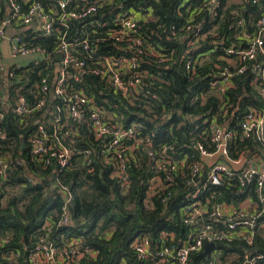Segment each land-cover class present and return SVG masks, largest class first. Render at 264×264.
<instances>
[{"label":"trees","instance_id":"obj_1","mask_svg":"<svg viewBox=\"0 0 264 264\" xmlns=\"http://www.w3.org/2000/svg\"><path fill=\"white\" fill-rule=\"evenodd\" d=\"M37 1H42L46 10L50 11L51 0H18L24 11ZM219 1L221 7L215 17L211 16L208 7L200 9L203 0H117L112 5H105L96 18L106 23L99 31L105 34L111 27L109 21L113 14L109 9L112 7L135 10L147 7L153 19L142 21V30L149 33L151 42L159 51L170 53L174 49L177 59L166 66L156 63L151 57H141L139 68L148 70L144 77L148 85L145 84V90L137 96L135 104H131L121 93L105 88L94 74H87L80 81L73 80L70 91L75 93L84 89L95 97L97 104L104 106L109 113H116L124 126L141 123L143 134L140 135H149L155 150L164 144H172L175 148L171 153L176 158L187 157L188 166L199 160L197 143H208L205 137L207 134L202 133L208 126L204 120L207 116L218 117L221 122V98H229L234 107H229L226 126L237 131L231 146L232 154L238 157L241 154L259 152L264 147V141L256 137L244 138L237 124L240 112L250 106H261V102L253 94L248 96L250 92L253 93L246 80V76L251 74L250 70L234 76L232 85L220 97L216 91L210 90L209 84L213 79L210 74L217 70L215 63L221 51L198 64L195 73L186 66L184 55L188 38L184 40L181 35L187 36L190 33L185 25L196 12L199 14L198 18L204 21V30L223 36L226 45L241 41L242 35L258 33V21L264 13V0H258L257 4L252 0L244 1L243 4L235 0ZM4 9L5 4L0 0V19L4 18ZM55 9L59 10L58 7ZM235 10L239 13H234ZM89 18H94V15ZM239 19L244 22L242 27L237 25ZM69 22L71 30L68 38H71L81 30L83 20L73 19ZM213 38L215 37L211 36L207 40H200L198 51H207L212 46L209 40ZM59 39L60 33L56 31L50 36H39L37 44L55 54ZM98 54L118 56L131 53L106 41L100 43ZM219 62L222 65L226 63L225 60ZM47 73L48 70L37 67L21 74L20 81L9 86V95L14 98L23 95L34 100L32 83L39 81ZM49 81L51 84L54 82L52 73ZM201 93H206L207 99H196ZM114 105L118 107L115 108ZM187 113L193 114L197 120L186 118ZM41 116L42 112L20 116L10 108L5 111V118L1 123L5 128L6 138L0 139V151L11 158V168L7 179L0 178V264H26L25 257L40 242L45 221L57 219L61 214L63 196L58 192L61 186L67 187L73 196L70 205L73 222L55 227L58 235L52 234L50 238L61 242L62 239L80 237L87 246L98 252L95 258L85 257L80 264L140 263L133 243L137 238L145 236L151 239L153 255L142 263L155 264L158 260L156 253L164 244L181 247L187 240L193 227L185 225L183 219L184 209L188 205L196 200L203 202L213 192L216 196L212 198L211 204L234 202L240 207L248 197L257 200L253 184L247 188L240 186V172L234 178L223 181L220 186L209 185L205 193L194 198L192 194L196 184L191 181L190 174L171 172L169 175L173 177V181L169 182L167 173H157L153 169L147 148L139 143L134 150H130L126 158L130 183L128 187H124L118 177H113L115 161L107 162L96 154L98 141H95L89 120L81 124L79 135L73 138V145L79 149L94 150V164L86 166L79 156L73 160L71 169L52 172L32 161L28 147L22 149L23 142H29V136L41 121ZM68 141L70 144L71 140ZM16 157L23 160L24 165L12 163L16 162ZM53 166L58 167V164ZM158 175L167 186L152 192L150 188L153 179ZM206 222L214 221L207 216ZM263 222L264 212L253 228L255 234L251 245L245 240L219 242L218 261L221 264H241L246 252L252 256L264 255ZM218 224L222 225L223 222ZM164 234L170 235L166 237ZM203 251L193 252L188 264H206L211 261V253L204 255ZM16 254L19 255L18 258L14 257ZM257 263L264 264V257L259 258Z\"/></svg>","mask_w":264,"mask_h":264},{"label":"built area","instance_id":"obj_2","mask_svg":"<svg viewBox=\"0 0 264 264\" xmlns=\"http://www.w3.org/2000/svg\"><path fill=\"white\" fill-rule=\"evenodd\" d=\"M51 1L50 11L46 10L42 1L33 3L27 11L22 9L18 0H6L7 4L3 1L4 18L0 19V139L6 138V131L1 123L7 109L12 108L13 112L20 116L42 112V119L30 134L25 148H29L33 162L42 168L51 169L52 172L71 169L73 160L79 156L86 166L94 164V150L79 149L73 145V138L79 135L80 126L85 120L90 121L91 131L94 132L95 141H98L96 154L107 162L115 161L116 170L113 177H118L124 187H128L130 183L126 158L138 143L147 148L153 169L157 173H167L169 182L173 181V177L169 175L171 172H188L191 181L196 184L192 194L194 198L205 193L209 185L220 186L223 181L234 178L236 173L240 172V186L247 188L253 184L257 200L248 197L240 207L234 202L211 204L212 198L216 196L213 192L211 197H207L203 202L196 200L188 205L184 209L183 219L185 225L193 227L187 240L181 247L164 244L156 253L158 260L155 264H188L193 252L203 251L205 245L212 242L216 247L209 251L212 258L206 264H221L218 261L219 242L245 240L251 245L255 234L253 228L264 212V147L250 155L241 154L235 157L232 154L231 146L237 131L226 126V123L229 120V107L233 109L234 104L229 98L222 97V94L232 85L234 76L250 70L251 74L246 76V80L253 93L250 92L248 96L253 94L261 102V106H250L240 112L237 124L244 138L256 137L264 141V13L258 21V33L242 35L241 41L231 45H226L225 38L218 33L206 32L204 21L198 18L197 12L190 16L185 25L190 33L187 36L181 35L184 40L188 38L184 57L186 66L192 73L196 72L198 64L221 51L215 63L217 70L210 74L213 79L209 88L222 97L219 114L223 117L221 122L218 117L207 116L204 120L208 126L202 133L207 134L205 137L208 143H197L199 160L188 166L187 157L176 158L177 156L171 153L175 148L172 144H164L155 150L150 136L140 135L143 131L141 123L124 126L116 117V113H109L84 89L75 93L70 91L73 80L80 81L85 75L94 74L99 77L105 88L121 93L131 104H135L137 96L145 90V84L148 85L144 81L148 70L139 68L141 57H151L156 63L166 66L168 63L173 64L177 59L174 49L170 53L159 51L151 42L149 33L142 30L141 22L153 19L150 10L147 7L137 10L108 8L113 14L109 21L111 27L103 34L99 30L106 26V23L96 19L98 13L105 5H112L117 0ZM235 1L243 4L244 1L250 0ZM252 1L259 3L258 0ZM57 7L59 10L55 9ZM207 7L211 16L215 17L221 3L219 0H203L200 9ZM234 13L239 12L235 10ZM90 15H94V18H89ZM73 19L83 20L82 27L74 36L68 38L71 30L69 21ZM237 25L242 27L243 20L239 19ZM9 29L18 31L15 36H9L12 39L11 54L16 59L12 63L5 60L1 51V43L8 38ZM56 31H59L60 39L58 50L53 54L38 45L37 39L41 35L50 36ZM210 35L215 37L209 40L212 46L207 51L199 52L200 40H207ZM106 41L113 42L131 54H98L100 43ZM58 54L62 55L61 60L56 59ZM221 60L226 63L222 65L219 62ZM37 67H43L48 73L32 83L34 100H29L23 95L18 98L11 97V83L20 81L21 74ZM50 73L54 78L53 84L49 81ZM196 99L205 100L207 94L201 93ZM186 118L197 120L191 113H187ZM68 139L71 140L70 144ZM130 141L132 143L127 144ZM10 159L0 151L2 180L9 176ZM15 161L12 163L24 165V161L18 157ZM54 164H58V167H54ZM32 182L35 183V180ZM166 186L167 183L164 185L162 177L158 175L153 179L150 190L155 192ZM58 192L63 196L61 214L57 219L45 221L40 242L25 257L26 264H80L85 257L95 258L98 255V252L87 246L80 237L62 239L61 242L50 238L52 234L58 235L55 227L73 222L70 209L73 196L65 186H61ZM207 216L214 222H206ZM220 221L223 222L222 225L218 224ZM261 225L264 227V222ZM169 235L164 234L166 237ZM61 237L64 236L61 234ZM133 248L141 261L134 264H143L144 260L153 255L151 239L148 236L137 238ZM14 257L18 258L19 255ZM263 257L262 254L252 256L246 252L241 264H258V259Z\"/></svg>","mask_w":264,"mask_h":264},{"label":"crops","instance_id":"obj_3","mask_svg":"<svg viewBox=\"0 0 264 264\" xmlns=\"http://www.w3.org/2000/svg\"><path fill=\"white\" fill-rule=\"evenodd\" d=\"M3 1L6 2V0H3ZM6 4H7V2H6ZM17 33H18L17 30L9 29L8 30V38L5 39L4 41H2V43H1L2 54H3L5 60H7L8 63H12L13 61L16 60L15 58L12 57V54H11L12 39L9 38V36L10 35L15 36Z\"/></svg>","mask_w":264,"mask_h":264},{"label":"water","instance_id":"obj_4","mask_svg":"<svg viewBox=\"0 0 264 264\" xmlns=\"http://www.w3.org/2000/svg\"><path fill=\"white\" fill-rule=\"evenodd\" d=\"M56 59L57 60H61L62 59V55L58 54L56 56ZM26 146V142H23V148ZM216 247V244L215 243H207L205 245V248H204V251H203V254L206 255L209 253L210 250L214 249Z\"/></svg>","mask_w":264,"mask_h":264}]
</instances>
